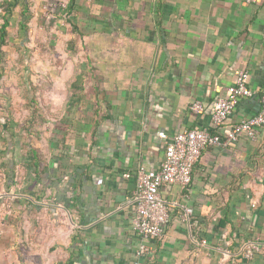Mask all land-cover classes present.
Instances as JSON below:
<instances>
[{"label":"crops","instance_id":"obj_1","mask_svg":"<svg viewBox=\"0 0 264 264\" xmlns=\"http://www.w3.org/2000/svg\"><path fill=\"white\" fill-rule=\"evenodd\" d=\"M72 13L85 22V67L77 77L91 89H73L36 180L14 155L15 136L0 138L4 156L24 169L20 183L16 172L0 173L23 214L10 218L12 234L17 238L26 218L28 236L64 246L67 257L58 264H132L138 166L154 170L163 162L167 141L159 132L170 139L210 128L217 98L244 69L257 95L239 99L220 130L223 144L202 151L188 186L160 189L170 217L163 236L148 241L144 264H264L261 254L241 256L248 239L264 242V128L254 139L225 135L260 109L264 0H75ZM195 101L203 111L190 110ZM185 208L192 209L188 221Z\"/></svg>","mask_w":264,"mask_h":264},{"label":"rangeland","instance_id":"obj_2","mask_svg":"<svg viewBox=\"0 0 264 264\" xmlns=\"http://www.w3.org/2000/svg\"><path fill=\"white\" fill-rule=\"evenodd\" d=\"M6 1L10 0H0V25ZM69 1L29 0L30 19L26 32L19 25L22 7L19 3L13 9L6 42L0 45V68L3 73L0 78V138L6 134L3 129L9 127L10 134L18 142L15 156H25L28 146L38 148L47 156L53 132L56 129L61 131L60 120L67 116L64 110L73 104V89H91L77 77L85 67L86 44L82 35L85 22L69 12ZM46 4H50L48 9L44 8ZM73 26L77 27L76 31ZM85 99L84 96L80 104H84ZM32 100L36 104L32 105ZM4 145L0 139V146L4 148ZM23 171L22 165L17 163L15 172L19 183ZM3 172L0 167V173ZM3 180L4 176H1L0 264H21L22 259L26 264H58L57 260L64 261L67 252L60 241H56L54 249L51 248L53 241L50 238L40 241L36 232L28 236L33 231L26 218L24 222L17 221V238L12 234L13 221L10 218L23 214L18 199L13 198L15 195H6L8 192ZM19 187L20 184L14 186V190ZM61 224L67 227L63 233L67 232L69 225L63 215ZM49 233L52 237L53 232ZM58 235L59 239L66 237L62 232ZM63 244L66 247V243Z\"/></svg>","mask_w":264,"mask_h":264},{"label":"built area","instance_id":"obj_3","mask_svg":"<svg viewBox=\"0 0 264 264\" xmlns=\"http://www.w3.org/2000/svg\"><path fill=\"white\" fill-rule=\"evenodd\" d=\"M256 1L245 0V3ZM49 5H44V8L48 9ZM248 79L249 73L246 70L237 71L235 81L227 88L226 96L218 97L215 102L210 128L184 129L173 134L170 139L165 132H159V137L167 141L163 162L158 169L151 170L138 166L136 171L132 196L135 205L132 230L139 238V244L132 264H144L145 258L152 253V247L148 241L160 239L169 221V208L161 196L160 189L170 184L188 186L192 179L193 166L199 161L202 151L207 146L223 144L220 130L234 111L239 99L257 95V92L248 86ZM258 100L260 101L258 113L242 119L225 131L228 140H235L239 135L254 139L258 130L264 128V88L258 94ZM190 110L196 113L201 112L203 105L200 101H195L190 105ZM191 214L192 209L185 208L182 220L188 221ZM257 254L264 257V242L248 239L241 250L242 258L252 261Z\"/></svg>","mask_w":264,"mask_h":264},{"label":"trees","instance_id":"obj_4","mask_svg":"<svg viewBox=\"0 0 264 264\" xmlns=\"http://www.w3.org/2000/svg\"><path fill=\"white\" fill-rule=\"evenodd\" d=\"M74 1L75 0H70L69 1V12H72L73 6H74ZM22 4L21 10H20V20H19V25L21 27V29L23 30V32H26L28 29V21L30 19V10H29V0H10V1H6L5 2V6L3 7V13H2V24L0 25V45H4L6 42V37H7V28L10 24V18L13 16V9L19 4ZM73 29L76 31L77 27L73 26ZM84 35V34H82ZM3 73L2 70L0 68V78L2 77ZM32 105L36 104L35 101H31ZM7 128H4L3 130L7 131L6 134H8V142L12 141V132L9 131ZM28 131V130H27ZM30 131H28L29 134ZM6 140V139H5ZM6 143V142H5ZM8 150V148H7ZM5 151L0 150V167H2L5 171H11L13 174L15 173V168H14V164H15V157L13 156L11 158V156H4ZM24 162L23 163L25 165V168L31 172L34 173L35 176V180L37 177L40 176L41 173H43L45 171V165H43L45 163L44 161V156L41 153V151L34 147V146H28L27 150H26V154L25 156H23ZM12 174V175H13ZM9 177V175L7 176ZM13 181V180H12ZM66 264H70V260L69 258L66 261Z\"/></svg>","mask_w":264,"mask_h":264}]
</instances>
